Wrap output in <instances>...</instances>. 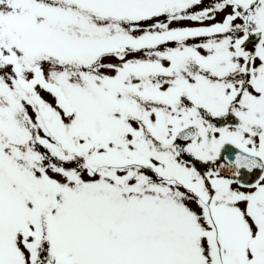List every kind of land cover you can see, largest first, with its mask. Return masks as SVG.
Segmentation results:
<instances>
[{"label":"snow or ice","instance_id":"1","mask_svg":"<svg viewBox=\"0 0 264 264\" xmlns=\"http://www.w3.org/2000/svg\"><path fill=\"white\" fill-rule=\"evenodd\" d=\"M0 264H264V0H0Z\"/></svg>","mask_w":264,"mask_h":264}]
</instances>
